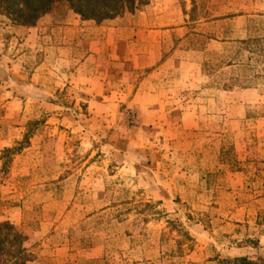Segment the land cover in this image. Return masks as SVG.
<instances>
[{
  "label": "rangeland",
  "instance_id": "obj_1",
  "mask_svg": "<svg viewBox=\"0 0 264 264\" xmlns=\"http://www.w3.org/2000/svg\"><path fill=\"white\" fill-rule=\"evenodd\" d=\"M189 1L186 33L150 51L203 52L196 103L213 113L187 116L137 108L118 81L86 95L84 38L52 49L68 15L85 21L66 2L26 27L0 12V223L80 254L103 246L86 264H264V0ZM238 14L241 27L204 25Z\"/></svg>",
  "mask_w": 264,
  "mask_h": 264
},
{
  "label": "crops",
  "instance_id": "obj_2",
  "mask_svg": "<svg viewBox=\"0 0 264 264\" xmlns=\"http://www.w3.org/2000/svg\"><path fill=\"white\" fill-rule=\"evenodd\" d=\"M183 1L191 7L189 0ZM186 10L187 7L184 11L180 5V0H150L139 14L108 21L109 26L91 21L80 22L68 15L63 22L65 26L58 28L59 38L55 39L52 49L56 58H60L64 53L83 47L81 41L74 43L76 34L84 38V60L81 64L84 67V93L92 99L101 93L102 97L104 92H111V84L118 81L124 88L121 85L117 90L123 88L120 92L125 98H131L130 103L137 108L147 105L152 114L187 116L213 113L196 103L200 93L206 91L207 81L201 73L200 56L203 52L177 48L164 59L151 60L152 49H159L167 41L172 42L176 33H186L190 24ZM211 23H231L241 27L245 16L238 14L214 22L206 21L204 25ZM138 72V79L133 81ZM133 82L135 85L131 84ZM207 90L214 93L212 89ZM187 98H194L193 104L190 105ZM258 201L260 199L254 202ZM12 225L19 226L20 222ZM53 236V231L47 232L44 228L27 236L26 248L31 249L33 254L27 264H73L76 255L84 257L83 263L86 264L102 256L103 246L97 244L91 245L82 254L65 245L51 247L49 242ZM65 259L71 260L68 262Z\"/></svg>",
  "mask_w": 264,
  "mask_h": 264
},
{
  "label": "trees",
  "instance_id": "obj_3",
  "mask_svg": "<svg viewBox=\"0 0 264 264\" xmlns=\"http://www.w3.org/2000/svg\"><path fill=\"white\" fill-rule=\"evenodd\" d=\"M149 0H0V12L17 26L34 25L55 3L66 2L85 21L101 22L113 19L125 11L146 6ZM247 45L248 41L240 42ZM26 237L11 224L0 223V264H27L32 256L25 249ZM235 262L249 264L245 259Z\"/></svg>",
  "mask_w": 264,
  "mask_h": 264
}]
</instances>
